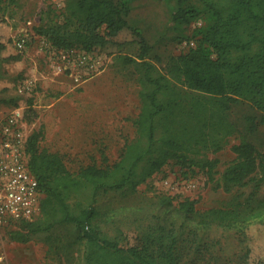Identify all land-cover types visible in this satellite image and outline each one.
I'll return each instance as SVG.
<instances>
[{
    "label": "trees",
    "instance_id": "1",
    "mask_svg": "<svg viewBox=\"0 0 264 264\" xmlns=\"http://www.w3.org/2000/svg\"><path fill=\"white\" fill-rule=\"evenodd\" d=\"M64 2L60 20L34 27L53 48L95 53L124 46L119 37L124 31L134 37V55L118 58L139 75L137 137L111 165H88L72 173L59 154L40 149L42 129L31 132L26 150L43 193L40 213L18 223L10 238L26 243L43 234L48 239L57 226H72L76 241L83 243L84 264H245L248 228L264 222V197H258L264 153L251 140L264 125V0H175L172 22L188 25L201 14L211 22L198 31L196 45L167 57L163 71L149 60L151 46L129 21V0ZM6 48L0 37V72L3 63L19 60L4 55ZM9 101L0 99V104ZM238 104L252 110L241 123L231 118ZM236 134L239 142L231 147L235 159L220 176L219 186L230 195L224 206L198 212L193 200L173 207V198L160 196L135 243L122 245L127 236L98 208L102 197L135 192L170 161L189 170L198 167L213 179L217 161L206 152L220 151ZM246 187L248 193L242 192ZM212 227L234 233L242 251L235 261H221L224 251L215 253L217 260L211 257L216 247L224 250L220 238L208 235Z\"/></svg>",
    "mask_w": 264,
    "mask_h": 264
},
{
    "label": "rangeland",
    "instance_id": "2",
    "mask_svg": "<svg viewBox=\"0 0 264 264\" xmlns=\"http://www.w3.org/2000/svg\"><path fill=\"white\" fill-rule=\"evenodd\" d=\"M129 2L132 6L129 21L144 35L151 46L149 60L161 71L167 57L196 45L200 38L198 31L211 22L207 14H201L188 25L172 22L171 6L175 0ZM64 6V0H0V37L7 43L4 55L19 57L2 65L0 97L11 101L0 104V121L20 107L27 132L42 129L40 149L59 154L66 168L77 173L88 165H111L119 159L124 146L136 139L134 120L140 111L141 85L134 66L118 58L134 55L137 49L129 31L119 36L124 46L94 53L93 64L97 69L91 74L84 70L85 81L80 84L69 75L51 69L52 46L35 34L34 27L60 20ZM24 35L28 41L19 50L14 42ZM72 51L77 55L83 50L74 47ZM26 82L31 83L30 87L19 93L21 83ZM249 113L252 110L248 104H238L232 108L231 118L241 123L242 117ZM251 140L264 153V125L259 126ZM238 142L236 134L228 138V144L220 151L206 152L208 159L217 161L213 179L198 167H192L191 171L170 161L135 192L102 197L98 208L112 217V227L121 228L127 236L122 245L135 243L138 231L156 208L160 196L173 198V207L183 199L193 200L198 212L224 206L230 195L219 186L220 176L235 159L231 147ZM241 191L248 193L249 188ZM258 197H264V184ZM18 228L19 224L13 223L0 226V264H84L83 243L76 241L72 226H57L47 235L48 239L39 234L26 243L10 238L11 231ZM247 234L250 254L245 264H264V222L251 224ZM208 235L214 240L220 238L224 246V250L216 247L213 251L211 257L215 260L222 251L223 262L235 261L241 255V246L233 232L212 227Z\"/></svg>",
    "mask_w": 264,
    "mask_h": 264
},
{
    "label": "built area",
    "instance_id": "3",
    "mask_svg": "<svg viewBox=\"0 0 264 264\" xmlns=\"http://www.w3.org/2000/svg\"><path fill=\"white\" fill-rule=\"evenodd\" d=\"M28 36L15 39V47L23 50ZM93 52L81 51L74 55L72 49L51 48V69L57 74L69 75L75 83L84 82L86 70L96 71ZM31 83H21L19 93ZM26 122L22 110L16 107L0 121V226L32 221L40 213L43 196L38 180L28 167Z\"/></svg>",
    "mask_w": 264,
    "mask_h": 264
},
{
    "label": "crops",
    "instance_id": "4",
    "mask_svg": "<svg viewBox=\"0 0 264 264\" xmlns=\"http://www.w3.org/2000/svg\"><path fill=\"white\" fill-rule=\"evenodd\" d=\"M0 99H3V98L0 97Z\"/></svg>",
    "mask_w": 264,
    "mask_h": 264
}]
</instances>
